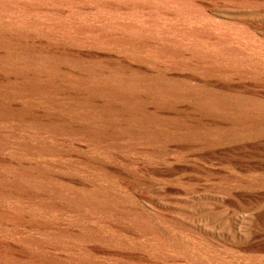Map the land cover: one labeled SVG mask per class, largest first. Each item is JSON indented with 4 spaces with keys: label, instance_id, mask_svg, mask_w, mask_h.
<instances>
[{
    "label": "rangeland",
    "instance_id": "1",
    "mask_svg": "<svg viewBox=\"0 0 264 264\" xmlns=\"http://www.w3.org/2000/svg\"><path fill=\"white\" fill-rule=\"evenodd\" d=\"M8 68L136 116L0 117V264H264V0H0Z\"/></svg>",
    "mask_w": 264,
    "mask_h": 264
},
{
    "label": "bare ground",
    "instance_id": "2",
    "mask_svg": "<svg viewBox=\"0 0 264 264\" xmlns=\"http://www.w3.org/2000/svg\"><path fill=\"white\" fill-rule=\"evenodd\" d=\"M19 70L17 68L13 71L12 68H8L5 71H0V81L9 83V85L0 87V117H8L14 120H71L77 116L88 120H98L99 117L103 118L116 114L119 117L130 114L136 116V114L120 110L116 106L102 104L100 99L89 96L90 94L85 92V89L75 90L70 86L55 88L42 83L32 84L29 77L45 79L46 76L41 75L36 70L35 72L25 69ZM98 88L102 92L104 91L102 88ZM106 92L112 94L109 90ZM127 96L134 98L132 94ZM116 97L124 98L125 95ZM35 107L38 110H35ZM61 111L66 115L58 113ZM128 111L134 112L131 108ZM22 163L27 164L25 161ZM15 193L17 191L0 188V195L11 196ZM0 217L13 220L15 216L8 211H1ZM5 245H7L6 242L0 240V248H5Z\"/></svg>",
    "mask_w": 264,
    "mask_h": 264
}]
</instances>
